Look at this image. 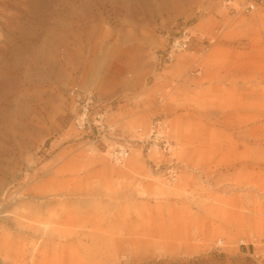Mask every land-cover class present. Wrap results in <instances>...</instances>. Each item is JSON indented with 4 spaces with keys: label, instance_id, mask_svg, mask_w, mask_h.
<instances>
[{
    "label": "rangeland",
    "instance_id": "rangeland-1",
    "mask_svg": "<svg viewBox=\"0 0 264 264\" xmlns=\"http://www.w3.org/2000/svg\"><path fill=\"white\" fill-rule=\"evenodd\" d=\"M0 204V264H264V0H0Z\"/></svg>",
    "mask_w": 264,
    "mask_h": 264
},
{
    "label": "built area",
    "instance_id": "built-area-1",
    "mask_svg": "<svg viewBox=\"0 0 264 264\" xmlns=\"http://www.w3.org/2000/svg\"><path fill=\"white\" fill-rule=\"evenodd\" d=\"M249 8L254 10L256 8L255 2L252 1L249 4ZM191 41H192V35L187 31H183L178 36L173 37L170 43L167 58L171 57L173 53L188 49L191 44ZM88 112H89L88 107H86L82 112V114L76 118L77 126L80 129L83 130L86 129L87 125L89 124ZM100 123L101 121H97V124ZM167 130H168V124L165 121L159 119L154 120L150 127L151 135L154 136V141H156L155 144L157 145V142L161 140L163 142V146L165 150H167L170 147L169 142L167 141ZM128 154L129 152L127 149H122L120 151H116V150L111 151V156L116 160L119 159L122 160L125 157H127ZM241 244L246 245V241H242Z\"/></svg>",
    "mask_w": 264,
    "mask_h": 264
},
{
    "label": "bare ground",
    "instance_id": "bare-ground-1",
    "mask_svg": "<svg viewBox=\"0 0 264 264\" xmlns=\"http://www.w3.org/2000/svg\"><path fill=\"white\" fill-rule=\"evenodd\" d=\"M193 40V39H192ZM192 42V41H191ZM32 189H27V192L25 193H29L31 192ZM78 193H81V192H77ZM16 195L12 196L11 199H15ZM77 203H78V209H79V213H81V206L80 205H83V198L82 197H78L77 198ZM3 208V205L0 204V209ZM2 212V211H0ZM71 215L72 213H70L69 211H63V213H60V214H51L50 218L48 217V221L49 222H55L57 223L58 225L61 224V223H65L67 222L68 220H71ZM77 219H80V216H77ZM47 221V220H45ZM47 221V222H48ZM21 226H22V223L20 222L19 223ZM29 228L27 229H30L31 231L33 230V234L34 235L36 233V229L33 227V226H28ZM53 231L55 233H53V236L57 235L59 236L60 238H64V242H61L60 243V247L62 248H66L67 246L71 247L73 245V243L71 242L70 240V230H68L67 228H61V227H58L55 225V227L53 228ZM25 236V235H24ZM25 238H27V236H25ZM83 238H82V235L79 233L77 235V238H76V244L79 246L78 248V251L76 253V263L77 264H82V251H81V248H83Z\"/></svg>",
    "mask_w": 264,
    "mask_h": 264
}]
</instances>
